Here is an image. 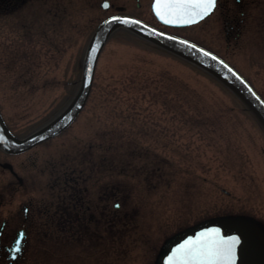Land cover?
<instances>
[{
    "label": "rangeland",
    "instance_id": "rangeland-1",
    "mask_svg": "<svg viewBox=\"0 0 264 264\" xmlns=\"http://www.w3.org/2000/svg\"><path fill=\"white\" fill-rule=\"evenodd\" d=\"M102 1L1 0L0 112L18 138L73 98L102 18L123 8L150 17L143 8L149 0H108L107 10ZM244 1L240 44L220 11L189 27V38L223 55L264 98V0ZM246 116L191 64L114 31L81 113L63 133L15 160L31 175L22 174L33 188V207L42 204L46 213L34 214L21 260L153 264L165 239L199 221L233 215L264 222V131ZM63 168L81 169L84 183L113 184L118 220L108 228L98 220L97 237L69 234L59 223Z\"/></svg>",
    "mask_w": 264,
    "mask_h": 264
},
{
    "label": "water",
    "instance_id": "water-1",
    "mask_svg": "<svg viewBox=\"0 0 264 264\" xmlns=\"http://www.w3.org/2000/svg\"><path fill=\"white\" fill-rule=\"evenodd\" d=\"M105 3L108 4L107 1H103L100 4L103 9H105V7H103ZM153 5L154 0L151 4L152 11L155 17L160 22L164 23L154 12ZM113 17H120L122 19L127 18L129 20L139 21V23L124 24L111 22ZM166 25L185 26L190 24ZM117 28H124L209 73L235 94L264 128V100L258 95L247 80L227 62L189 40L165 33L137 18L128 15L115 14L106 17L95 28L84 53L78 89L68 105L48 123L22 139H16L11 136L0 118V137H3L2 142H0V148L9 153L26 151L59 134L75 119L77 114L83 108L89 95L100 51L108 37ZM192 45H195V47H192ZM201 50L211 53V56L203 55ZM212 56H215L217 59L213 60L211 58ZM221 61L223 63H221ZM225 65H227V67H225ZM229 69H231V71H229ZM214 231H218L219 235H208L197 240L198 237H201V234H210ZM234 236L240 239V243L237 245L235 251L234 264H241V251L246 249V241L252 242L249 253L256 263H264V231L262 227L254 220L250 221L241 217H228L220 220H212L211 222L200 223L189 228L180 235L169 239L168 243H165V246L161 248L162 250H160L158 254L157 264H168L170 257L173 258L174 264H185L186 258L184 253H177V250L180 249L181 245H184L188 241H195L196 244L193 246L199 247L200 245L210 243L213 239H229ZM174 253H176L175 256Z\"/></svg>",
    "mask_w": 264,
    "mask_h": 264
},
{
    "label": "flooded vegetation",
    "instance_id": "flooded-vegetation-1",
    "mask_svg": "<svg viewBox=\"0 0 264 264\" xmlns=\"http://www.w3.org/2000/svg\"><path fill=\"white\" fill-rule=\"evenodd\" d=\"M231 1L232 0H218V4L214 12L220 11V13H223L225 21L226 17L229 19L227 24L232 29L235 27L234 38L235 41H237L236 44H240L239 41L243 36L242 25L245 17L244 8L247 6V3H245L244 0H234L233 4L235 7H233L231 6ZM150 3L151 0L143 6L145 12L148 11V14L150 15L149 18H144L133 13L125 14L142 19L158 29L189 40V27L195 25L185 27H170L163 25L153 16ZM135 6L137 10L142 8V4L139 2L135 3ZM122 10H124V8ZM122 10L117 12L122 13ZM210 16H212V14ZM206 19L200 21L196 25ZM251 19L255 22L254 16H251ZM253 24L256 25L257 23L255 22ZM183 31L185 33H183ZM31 150H33V148L22 153L9 154L0 148V157H6L4 158L5 160H0V264H26V262L21 259H23L22 255L28 248L29 231L32 227H34L32 218L34 217V214L37 216L39 213H45L44 208L41 206L42 204H37L38 207H36V209L33 207V205H35V202L32 199L33 188L30 186L31 183L27 178V181H24L22 174L25 173V175H29L30 177L31 175L27 172L26 168H24L25 172H20L18 170L20 167L17 166L15 161L18 157L28 155ZM62 173L63 187L65 189L61 190V196L59 197L60 202L58 204L59 209L56 207L58 209L56 211L57 217L58 215L60 217L59 223H61L64 229H66L65 232L69 234L75 232L74 235H78L79 237H85L87 235L89 237H97L98 220L105 222L107 226L104 227L108 228L110 223H113L116 219H113L112 217L113 212H117L121 205L117 201L113 203V184L107 182H92L90 184L84 183L85 179L82 176L81 169L78 170L77 168H63ZM7 181L8 183L3 184V182ZM3 185L6 187L4 190L1 188ZM97 191H99V193ZM3 197H6L4 202ZM8 204L13 205L11 206L12 210L9 215L10 218L9 216L2 217V213H4L5 209L4 207ZM117 204L119 205L118 208L116 207ZM6 214H8V212H6ZM45 214L44 216H47ZM125 216L126 214L122 216V219ZM39 219L40 221L44 220L43 218ZM9 222H11V224H9ZM46 222H48V220H44L43 223ZM20 233H24L23 238L20 237ZM18 239H22L21 251L16 253L15 247ZM251 244L252 242H245L246 249L241 251V264H257L249 253Z\"/></svg>",
    "mask_w": 264,
    "mask_h": 264
},
{
    "label": "snow or ice",
    "instance_id": "snow-or-ice-1",
    "mask_svg": "<svg viewBox=\"0 0 264 264\" xmlns=\"http://www.w3.org/2000/svg\"><path fill=\"white\" fill-rule=\"evenodd\" d=\"M218 4V0H154L153 10L156 15L166 24H193L213 14ZM109 5L105 3L103 7L107 8ZM111 22H119L124 24H138L139 21L129 20L127 18L113 17ZM186 43V42H185ZM195 47V45H192ZM202 51L205 56H211V53ZM213 60L217 59L215 56L211 57ZM221 63H223L221 61ZM227 67V65H225ZM231 71V69H229ZM3 137H0L2 142ZM118 208L119 205L117 204ZM23 238L24 233L19 234ZM218 236V231L210 234H201L197 240L205 236ZM22 239L16 242L15 252L21 251ZM240 239L238 237H231L229 239L220 238L213 239L210 243L194 247L195 241H188L181 245L177 253L183 252L185 255V264H234L235 251L239 245ZM176 253H174V256ZM168 264H174L173 258L170 257Z\"/></svg>",
    "mask_w": 264,
    "mask_h": 264
},
{
    "label": "trees",
    "instance_id": "trees-1",
    "mask_svg": "<svg viewBox=\"0 0 264 264\" xmlns=\"http://www.w3.org/2000/svg\"><path fill=\"white\" fill-rule=\"evenodd\" d=\"M196 69H198L199 71H201L202 73H204L213 82H215L220 88H222L229 95V97L231 98L232 103L235 104L237 107H239L241 113L246 114L247 115L246 117H250L251 120L257 121L255 119V117L251 114V112L244 106V104L234 94H232V92H230L222 83H220L218 80H216L215 78H213L209 74L205 73L204 71L200 70L199 68H196Z\"/></svg>",
    "mask_w": 264,
    "mask_h": 264
}]
</instances>
